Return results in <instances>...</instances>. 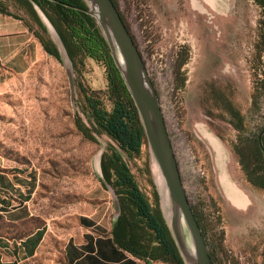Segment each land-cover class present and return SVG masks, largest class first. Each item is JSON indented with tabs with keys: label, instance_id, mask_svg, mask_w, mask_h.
Listing matches in <instances>:
<instances>
[{
	"label": "rangeland",
	"instance_id": "obj_1",
	"mask_svg": "<svg viewBox=\"0 0 264 264\" xmlns=\"http://www.w3.org/2000/svg\"><path fill=\"white\" fill-rule=\"evenodd\" d=\"M115 1L158 95L188 200L210 213L215 223L207 231L209 247L217 245L215 264H261L264 229L255 223L264 221V193L247 188L250 198L240 208L227 200L197 125L204 124L221 139L235 140L229 103L255 135L264 125V9L254 0H235L236 23L220 37L223 29L216 20L202 16L197 22L191 11L177 10L182 0ZM5 2L29 19L18 2ZM44 54L28 70L0 80V170L31 177L34 201L54 222L73 210L64 215V221L73 224L76 211L81 214L90 205L98 215L103 196L112 218L110 193L99 181L101 155L112 140L101 133L90 141L74 124L77 113L85 118L80 84L103 91L105 68L85 58L83 67L74 71L72 101L63 63ZM123 156L151 204L167 217L147 142L138 154ZM240 182L244 184L243 178Z\"/></svg>",
	"mask_w": 264,
	"mask_h": 264
},
{
	"label": "trees",
	"instance_id": "obj_2",
	"mask_svg": "<svg viewBox=\"0 0 264 264\" xmlns=\"http://www.w3.org/2000/svg\"><path fill=\"white\" fill-rule=\"evenodd\" d=\"M15 1L20 5V9L28 13L29 19H25V22L47 55L61 61L58 48L35 6L58 32L75 72L83 67L85 58L94 59L105 68L106 88L103 91L89 90L80 84L81 110L85 118L77 113L74 124L78 132L90 141H97V135L101 133L112 140L102 152L100 166L101 183L104 185L107 182L114 188L121 208L118 218L112 223L111 234L114 243L145 262L160 260L170 264H184L161 209L151 204L123 156V153L128 157L138 154L145 143V136L133 99L114 64L96 19L88 12L87 3L85 0ZM112 1L129 31L116 1ZM254 1L264 9V0ZM0 11L16 17L19 15L7 7L5 0H0ZM131 36L134 40L132 34ZM178 67H181V64ZM182 84L183 80L177 87H181ZM226 110L234 117L228 121L237 131L236 139L232 140L231 146L244 177L253 187L264 193V150L257 139L262 126L255 135L251 129H247L243 117L230 103ZM262 145L264 147V134ZM191 208L206 241L212 263L215 264L217 245H211L210 248L207 235V231L215 223L211 221L210 213L206 214L204 208L200 210L198 206L192 204ZM80 222L92 223L86 217H81ZM36 237L39 239L41 233H37ZM262 258L261 264H264V253Z\"/></svg>",
	"mask_w": 264,
	"mask_h": 264
},
{
	"label": "crops",
	"instance_id": "obj_3",
	"mask_svg": "<svg viewBox=\"0 0 264 264\" xmlns=\"http://www.w3.org/2000/svg\"><path fill=\"white\" fill-rule=\"evenodd\" d=\"M235 6V0H182L181 6L175 7L202 14L205 20L210 16L223 29L221 37L236 23L239 10ZM44 53L23 16L0 11V80L7 74L28 70ZM197 130L210 151L212 173L221 192L235 207H242L249 197L247 188L257 189L245 179L232 150V140L219 138L204 124L197 125ZM242 178L244 184L240 182ZM32 186L28 175L0 170V264H170L160 260L145 262L114 243L106 197L102 198L98 215L90 205L81 214L76 211L78 217L73 224L64 221V215L73 214V210L54 222V217L40 212L33 199L36 188ZM81 217L92 223L82 224ZM255 225L264 229L263 220ZM39 232L41 237L37 239Z\"/></svg>",
	"mask_w": 264,
	"mask_h": 264
},
{
	"label": "water",
	"instance_id": "obj_4",
	"mask_svg": "<svg viewBox=\"0 0 264 264\" xmlns=\"http://www.w3.org/2000/svg\"><path fill=\"white\" fill-rule=\"evenodd\" d=\"M88 12L96 19L104 35L111 57L128 89L143 128L145 141L161 176L166 194V204L161 200L167 212L162 215L169 228L174 243L184 264H213L200 226L193 214L186 195L174 150L160 108L158 95L145 69L138 48L123 22L112 0H85ZM37 13L45 24L48 33L58 48L60 60L65 67L68 78L70 97H74V68L67 50L54 26L35 6ZM264 134V125L258 133L260 147ZM99 181H102L100 173ZM113 204L112 223L118 218L121 208L114 188L107 182Z\"/></svg>",
	"mask_w": 264,
	"mask_h": 264
},
{
	"label": "bare ground",
	"instance_id": "obj_5",
	"mask_svg": "<svg viewBox=\"0 0 264 264\" xmlns=\"http://www.w3.org/2000/svg\"><path fill=\"white\" fill-rule=\"evenodd\" d=\"M156 182H157V185L161 191V194H162V198H163V201L164 203L166 204V194H165V187H164V183H163V180L161 178V176L158 174L157 177H156Z\"/></svg>",
	"mask_w": 264,
	"mask_h": 264
},
{
	"label": "flooded vegetation",
	"instance_id": "obj_6",
	"mask_svg": "<svg viewBox=\"0 0 264 264\" xmlns=\"http://www.w3.org/2000/svg\"><path fill=\"white\" fill-rule=\"evenodd\" d=\"M194 15H195V14H194ZM195 16H196V17H199V20H198V21H197L198 18H196V21H197V22H199V21L201 20V18H202V14H201V15H200V14H199V15H195ZM211 19H212V18L209 16L207 20H208V21H211ZM217 32H218V31H217Z\"/></svg>",
	"mask_w": 264,
	"mask_h": 264
}]
</instances>
